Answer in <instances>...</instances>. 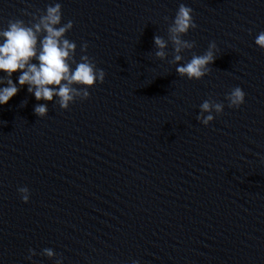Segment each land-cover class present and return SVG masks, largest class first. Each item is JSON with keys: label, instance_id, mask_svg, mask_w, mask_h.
<instances>
[{"label": "water", "instance_id": "1", "mask_svg": "<svg viewBox=\"0 0 264 264\" xmlns=\"http://www.w3.org/2000/svg\"><path fill=\"white\" fill-rule=\"evenodd\" d=\"M57 2L75 59L106 75L43 118L27 86L0 106V264H55L45 248L63 264H264V0H0V28ZM181 3L197 25L183 62L218 47L201 80L178 76L170 41L154 55ZM206 99L225 105L208 126Z\"/></svg>", "mask_w": 264, "mask_h": 264}, {"label": "clouds", "instance_id": "2", "mask_svg": "<svg viewBox=\"0 0 264 264\" xmlns=\"http://www.w3.org/2000/svg\"><path fill=\"white\" fill-rule=\"evenodd\" d=\"M193 9L183 3L178 6L174 18L167 31L169 39L154 35L155 57L164 60L167 57L165 49L169 41L173 45L171 63L176 65L175 72L188 80H201L210 73V65L217 58V44L209 42L206 51L197 55L192 53L191 58L184 61L181 55L183 50H191L195 42H189L182 37L191 29L197 27L193 19ZM37 22L29 25L20 19H10L6 28H0V106L7 104L18 91L27 86V92L32 94L37 102L34 114L43 118L48 113V102H55L62 110H67L70 104L77 99L89 98L88 89L97 83H103L105 72L96 66L95 62L86 54L75 59L76 43L66 38V33L73 28L69 20L62 24V5L54 3L46 6L44 15L35 18ZM167 19V18H165ZM254 43L264 49V31H260ZM88 48L87 42L80 46L81 53ZM16 82H13V74ZM245 92L236 86L225 95L228 108L238 109L245 102ZM23 101L21 105H25ZM225 105L221 102L204 100L199 105V114L196 119L204 126H208L215 116L223 113ZM215 116H214V114ZM24 203L29 201L30 192L27 187L17 189ZM41 254L48 258L57 257L55 264H63V257L50 248L42 250ZM36 255L29 249L26 257L29 261ZM132 264H139L133 260Z\"/></svg>", "mask_w": 264, "mask_h": 264}]
</instances>
